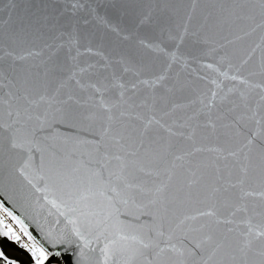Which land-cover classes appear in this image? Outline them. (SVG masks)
<instances>
[{"label":"snow or ice","instance_id":"1","mask_svg":"<svg viewBox=\"0 0 264 264\" xmlns=\"http://www.w3.org/2000/svg\"><path fill=\"white\" fill-rule=\"evenodd\" d=\"M0 197L31 264H264V0H0Z\"/></svg>","mask_w":264,"mask_h":264},{"label":"water","instance_id":"2","mask_svg":"<svg viewBox=\"0 0 264 264\" xmlns=\"http://www.w3.org/2000/svg\"><path fill=\"white\" fill-rule=\"evenodd\" d=\"M3 199V197H0ZM17 214H21L19 209H15ZM34 227V225H30ZM0 248H2L6 255L10 258L15 259L19 264H31L30 254L19 247L15 242L9 241L7 238L0 239Z\"/></svg>","mask_w":264,"mask_h":264},{"label":"trees","instance_id":"3","mask_svg":"<svg viewBox=\"0 0 264 264\" xmlns=\"http://www.w3.org/2000/svg\"><path fill=\"white\" fill-rule=\"evenodd\" d=\"M0 264H3V262H2V261H0Z\"/></svg>","mask_w":264,"mask_h":264},{"label":"built area","instance_id":"4","mask_svg":"<svg viewBox=\"0 0 264 264\" xmlns=\"http://www.w3.org/2000/svg\"><path fill=\"white\" fill-rule=\"evenodd\" d=\"M27 252V251H26Z\"/></svg>","mask_w":264,"mask_h":264}]
</instances>
